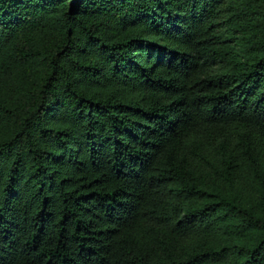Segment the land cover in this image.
Instances as JSON below:
<instances>
[{
	"label": "trees",
	"instance_id": "16d2710c",
	"mask_svg": "<svg viewBox=\"0 0 264 264\" xmlns=\"http://www.w3.org/2000/svg\"><path fill=\"white\" fill-rule=\"evenodd\" d=\"M0 264H264V0H0Z\"/></svg>",
	"mask_w": 264,
	"mask_h": 264
}]
</instances>
